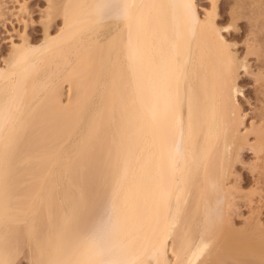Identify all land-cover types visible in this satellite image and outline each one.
I'll return each mask as SVG.
<instances>
[{"label":"bare ground","instance_id":"6f19581e","mask_svg":"<svg viewBox=\"0 0 264 264\" xmlns=\"http://www.w3.org/2000/svg\"><path fill=\"white\" fill-rule=\"evenodd\" d=\"M46 2L42 40H12L0 65V264L25 250L30 264H96L88 235L106 202L98 225L122 264H264L263 223L236 229L230 182L247 149L264 182V63L249 126V62L217 1ZM236 6L264 27V0Z\"/></svg>","mask_w":264,"mask_h":264},{"label":"rangeland","instance_id":"374dc122","mask_svg":"<svg viewBox=\"0 0 264 264\" xmlns=\"http://www.w3.org/2000/svg\"><path fill=\"white\" fill-rule=\"evenodd\" d=\"M12 1L14 2V0L5 1V17L0 21V65L2 66L4 64L3 59H5L4 57H6L9 52L11 45L9 42H12L13 40L16 43H19L22 35L26 34L31 42L38 43L44 36L43 22L47 6L46 0H19L22 3H26L28 8V13L23 15L17 13L18 10H14L18 6L15 3L13 4ZM216 1L218 10L217 21L223 28L224 36L233 45V50L237 56L241 60L246 58L249 62V68L247 71L242 69L240 72L241 75L239 83L241 87V94L239 95V102L242 106L244 114L247 115L246 125L250 126V124L254 122L253 117L258 112V108L261 106L260 90L262 88V81H257V73H259V70L262 68L264 63V51L261 49L260 57H257L256 55L247 56V53L251 46L258 47L260 42L259 40L264 38V27L257 28L251 19V15L245 16L243 14H239L240 9L236 6V0ZM254 1L255 0H247L252 7ZM212 3L213 0H198L200 12L203 13L204 10H212ZM233 18H235V20H233ZM233 21L235 25L232 24ZM60 24V20H57L56 24L52 27L53 30H58ZM67 89H65L66 93H68L66 91ZM250 138L252 139V137ZM247 150L243 151L241 156L242 158L240 157L243 161L240 159L241 162H239V164L235 166V169H233V173L235 174H233L234 176L230 179V182H234L233 186L236 185L237 191H240L238 192L239 194L237 193L235 195L237 197L235 201L237 205L234 209L235 214H233L234 216L232 215L233 223L236 229L238 228L239 230L246 229L247 226L250 225V222L256 218L260 220L261 224L263 223L264 228V187L261 189V187L264 186V182L262 178H259V173L254 170L256 156L253 151ZM106 203L102 206L100 205V209H98L99 207L97 208L98 211L96 210L97 213L95 214V219L93 220L95 221V224H92V226L96 227L98 222L99 224L100 222L101 224L106 222V219L104 220L107 214ZM103 220L104 222H102ZM27 252L28 251L25 250L23 255L19 257L15 264H30L28 258L29 254Z\"/></svg>","mask_w":264,"mask_h":264},{"label":"clouds","instance_id":"9594fccd","mask_svg":"<svg viewBox=\"0 0 264 264\" xmlns=\"http://www.w3.org/2000/svg\"><path fill=\"white\" fill-rule=\"evenodd\" d=\"M125 3V9L128 8ZM90 249L96 257V264H122L116 253V248L111 242V225L107 231L101 225H97L88 235Z\"/></svg>","mask_w":264,"mask_h":264},{"label":"snow or ice","instance_id":"6c2138e0","mask_svg":"<svg viewBox=\"0 0 264 264\" xmlns=\"http://www.w3.org/2000/svg\"><path fill=\"white\" fill-rule=\"evenodd\" d=\"M188 7H189V9H191L192 5H191V4H189V5H188Z\"/></svg>","mask_w":264,"mask_h":264}]
</instances>
